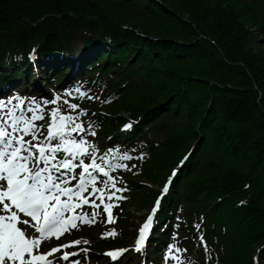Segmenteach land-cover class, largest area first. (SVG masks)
I'll list each match as a JSON object with an SVG mask.
<instances>
[{
	"label": "trees",
	"instance_id": "1",
	"mask_svg": "<svg viewBox=\"0 0 264 264\" xmlns=\"http://www.w3.org/2000/svg\"><path fill=\"white\" fill-rule=\"evenodd\" d=\"M80 30L85 76L116 97L99 115L106 134H123V113L135 120L121 140H150L149 183L193 146L162 220L182 204L218 247L206 264H252L264 245V0H0V80L8 67L26 78L31 49L75 62ZM53 71L41 72L50 83Z\"/></svg>",
	"mask_w": 264,
	"mask_h": 264
},
{
	"label": "snow or ice",
	"instance_id": "2",
	"mask_svg": "<svg viewBox=\"0 0 264 264\" xmlns=\"http://www.w3.org/2000/svg\"><path fill=\"white\" fill-rule=\"evenodd\" d=\"M76 91L79 92L80 89L77 88ZM68 94L71 95L70 92ZM87 98L97 99L92 96ZM11 99L19 100L20 104L6 112H0V264H80L79 259L71 258L84 254L87 259L88 250L67 251L68 248L80 245V240L57 245L47 252L41 249L51 238L59 239L70 228H77L75 221L94 222L103 213L108 214L109 222L112 221L114 205L106 201L120 199L117 193L127 191L126 188L117 187L103 163H97V159L103 161L112 150L108 149L103 156L97 157L98 145H88L83 137L77 139L73 136V133L87 134L89 131L95 135V125L89 121L85 127L79 119L87 114V110L80 109L77 114H73L79 108L78 104L65 100L64 103L68 104L65 111L56 106L61 100L59 96L51 100L41 98L42 104L36 103V98H32L33 106L27 109L30 115H25L23 99L18 96ZM50 103L53 107L48 110L46 106ZM17 107H20L19 113ZM5 108L7 104L0 100V110ZM46 117L50 120L46 126L36 123L44 121ZM131 127L130 122L122 130H129ZM143 156L142 153L141 158ZM122 159L130 161L132 157L125 152ZM86 160H90V163H86ZM184 162L181 161V165ZM112 167V164L108 165V168ZM114 167L127 168L128 165L116 164ZM78 168L82 171L76 175L75 170ZM178 171L179 166L167 178L161 197L152 210L153 214L147 217L139 229V238L132 249L135 252H141L146 246V232L151 229L154 214ZM76 181L78 183H74ZM98 182L103 183L104 187L98 186ZM86 193H90L92 198ZM84 205L92 208L91 213L76 214V210L82 209ZM68 213L73 215L69 217ZM195 227L199 228L200 225ZM105 235L114 236L116 233L113 231ZM171 247L169 245V249ZM129 250L117 249L102 255L118 260Z\"/></svg>",
	"mask_w": 264,
	"mask_h": 264
},
{
	"label": "rangeland",
	"instance_id": "3",
	"mask_svg": "<svg viewBox=\"0 0 264 264\" xmlns=\"http://www.w3.org/2000/svg\"><path fill=\"white\" fill-rule=\"evenodd\" d=\"M83 34L80 33L78 35V39H77V45L76 46V49L80 52L81 49H82V45H83V38H82ZM257 36H259V34H257ZM260 37V36H259ZM258 37V38H259ZM256 38V39H258ZM260 41V40H259ZM256 47H263L264 48V44L262 42H258L256 43L255 45ZM42 69V68H41ZM41 69H38L37 71H33L34 73V76L32 77V80L35 79L38 75H39V78L41 79V75H40V70ZM36 73V74H35ZM41 81V80H40ZM142 183L143 182H147L145 181V179L143 178L142 180H140ZM136 183L138 181H135ZM150 207V203L148 204H144L143 202V197L142 195L139 197V199L137 200H134L133 203L130 204V207H129V211H128V219H127V222H128V231H135V228L136 226L138 225V222L142 219L143 217V214L148 210V208ZM85 231H87V229H84V231L81 233V235H85ZM85 238L81 239V242H83L84 244H88L90 245V241L88 240H84ZM86 242H89V243H86ZM257 250L255 252H253V254H258V253H261V247H257L256 248ZM94 256H97V253L95 252L94 253ZM98 257V256H97ZM99 258V257H98ZM103 262V261H102Z\"/></svg>",
	"mask_w": 264,
	"mask_h": 264
}]
</instances>
